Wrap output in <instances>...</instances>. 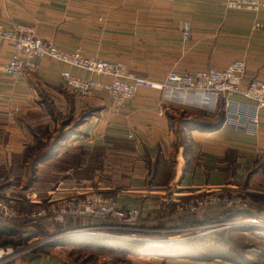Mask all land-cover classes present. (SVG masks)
Instances as JSON below:
<instances>
[{"label":"crops","instance_id":"crops-1","mask_svg":"<svg viewBox=\"0 0 264 264\" xmlns=\"http://www.w3.org/2000/svg\"><path fill=\"white\" fill-rule=\"evenodd\" d=\"M222 1L0 0V24H27L36 37L62 51L71 52L81 46L85 57L120 63L127 71L157 84L170 72L223 70L235 61L245 63L242 85L253 79L264 80V0L256 14L228 10ZM182 22L190 24L186 41L180 33ZM12 54V44L0 40V183L4 184H0L1 194L10 193L9 189L4 190V180L15 188L22 184L30 163L38 166L39 180L46 176L40 171L61 163V150L44 163L36 162L38 152L43 151L48 140L45 134L53 136L59 124L57 117L84 114L88 117L78 128V134L66 142L67 149L76 147L90 153L132 151L144 165L153 167L149 172V190H126L113 197L110 187L99 188L103 196L114 200L120 208L139 209L144 219H148L149 200L135 197L158 198L166 193V186L179 190L173 193L174 199L188 200L204 192L234 190L243 185L255 202H264V168L258 165L246 177V167L256 164L257 152L264 151V110L259 113L256 133L247 135L222 126V105L214 106L212 101L193 93H176L169 99L160 90L140 88L119 113L113 114L103 90L77 96L64 86L61 73L103 84H108L110 78L41 59L37 61V72H26L20 80L11 81L4 75L3 67ZM232 99L244 101L239 97ZM239 179L241 184L237 183ZM81 189L64 188L54 198L61 199ZM154 210V214L159 213L156 207ZM245 210L250 217L264 221L261 204L255 203ZM164 227L144 226L147 230H158V233L151 230L155 234H161L160 228ZM215 244L218 253L208 258L143 255L130 261L131 264H264V252L238 258L223 248L228 246L227 242L220 240ZM18 263L76 264L58 250L35 254L14 264Z\"/></svg>","mask_w":264,"mask_h":264},{"label":"rangeland","instance_id":"rangeland-1","mask_svg":"<svg viewBox=\"0 0 264 264\" xmlns=\"http://www.w3.org/2000/svg\"><path fill=\"white\" fill-rule=\"evenodd\" d=\"M252 13L256 14V12ZM37 71L38 70L33 72ZM69 91L73 92V94L77 96H88L93 93L90 92L89 94L81 95L75 93L73 90L69 89ZM87 117L88 116H84V114H80L78 116L65 114L55 119L59 122L58 127L55 129L53 136L52 134H45L48 140L45 144H43L44 149L43 151L38 152V156L43 152H51V150L53 156L48 160L56 157L60 150L61 154L63 153V155L62 157L60 155L61 163H57L54 166L46 168L44 171L39 170L41 174H46V176H41L39 180V176H37L38 166L31 165L30 163V165L25 169L26 178L22 184L19 185V187H11L10 183L5 182L4 180L3 183H5L6 188L4 190L7 191L9 189L10 193L8 196L1 193L0 195L5 198L4 200L9 203L16 212L22 214L23 216L25 213H37L38 211L46 210L50 207L49 201L55 200L54 196L58 197V190L72 186L98 190L97 192L99 194L103 193V191H101L99 188L110 187L112 189L111 192L115 193H112L113 197L116 194L126 190L137 191L146 188H148L146 190L150 189L149 184L151 178L149 172L153 170V167L144 165L142 160L138 158L137 155L132 151L99 150L90 153L79 150L76 147L72 149H67V147H65L66 142L72 136H76V134H78V128L83 122H85ZM51 137L52 139L50 140ZM256 158V164H251L250 166L246 167V177L249 170L258 168V165L259 167L264 168V163H262L257 155ZM45 161H42L41 163H44ZM71 176H76V178H71ZM97 177L98 179H96ZM237 183L241 184V180L239 179ZM0 184H2V182ZM242 186L243 185L236 187L234 190H220V198L228 196L232 199H241L243 203L247 204V209L254 206L255 203L256 205L257 203L261 204L264 207V202H255L251 194L247 190H244ZM175 187L172 188L171 186H166L164 190L166 193L162 194L158 198L135 197L139 200H149V204L147 206L151 208L148 209L151 210L148 219H144L145 215L143 216L142 214L141 230L139 231L108 230L106 228H99V225L109 224V222L100 220L66 217L63 218L62 222H59L53 220L51 217H43L35 221H29L22 217L21 219L13 222L0 223V228H5L4 230L0 231V248H9L11 249V255H16L17 253L29 248L33 244L44 242L41 247L14 258L12 262H8L7 264H14L16 261L22 262L32 255L44 254L52 250L63 252L64 255L66 254V256L71 260V262H75L76 264H131L130 258L145 257L143 255H138L137 252L143 246L148 249H169L177 244H184V242L189 243L190 245V243H192L190 241L193 239L200 240L201 238L205 239L210 236L214 237L217 242H220V240L227 242L229 248L235 252L238 258L241 256L243 257L244 255V258H247L249 257V253L252 254V252H259V254L264 252V228L241 226L240 224L232 228H224L223 226H219L224 222H242L243 220L254 218L250 216L239 217L237 216V213H235L233 217H237L234 219L225 220L227 216L229 217L233 214L231 211H244L246 208H216L208 210L207 213L202 215L172 218V213L174 212L175 207L178 204L190 201L192 198L190 197L188 200H182L178 198L174 199L173 193L179 192V190L175 189ZM154 194L157 195L159 193ZM64 197L66 196H63V198ZM31 201H37L38 203L33 205L30 203ZM155 207L157 210H159V213L157 214H154ZM216 217H219V219L213 220V218ZM185 222L192 224L190 226H184L183 224ZM154 225H164V229L160 228V231L163 232L161 234H155L158 233V231L153 233L151 231L153 228H150L149 230L144 228V226L153 227ZM153 234L155 236L150 237ZM130 235H134V237L137 239L146 238L150 240H170L173 238L179 241L168 246H151L147 245L143 241H137V239H135V241L119 238L120 236L125 237ZM82 239L107 240L110 243L112 242L113 245L108 244V247L103 249L90 247L85 244H74L75 242H78V240ZM45 241L46 243L49 241V243L46 244ZM61 243L68 244L65 246H60L59 244ZM122 243L133 244V246H124ZM205 244L206 243H204V245ZM228 246H224L223 248L228 250ZM191 247H197L198 249H201L203 245L195 244L193 246L191 245ZM191 247L187 246V251L192 250ZM130 248L133 251H131ZM214 250L215 253L205 252L206 257L208 258L215 256V254L218 253V250ZM200 251H203V249ZM190 254H192V251H190ZM228 254H230V252ZM231 254L234 255V253Z\"/></svg>","mask_w":264,"mask_h":264},{"label":"built area","instance_id":"built-area-1","mask_svg":"<svg viewBox=\"0 0 264 264\" xmlns=\"http://www.w3.org/2000/svg\"><path fill=\"white\" fill-rule=\"evenodd\" d=\"M223 3L228 9L256 13L263 7L262 0H223ZM180 33L184 40L189 38L190 24L188 22L181 23ZM0 40L8 41L13 46V54L3 67L4 75L11 81L20 80L28 71L38 70L37 61L40 59H49L95 76L110 78L108 84H103L95 80L85 81L75 78L68 72L61 73L65 86L75 93L85 95L96 89L103 90L113 114L119 113L122 106L131 100L140 88L160 90L169 99L173 98L176 93L181 95L193 93L212 101L214 106L222 105L224 113L222 126L228 130L247 135L256 133L259 113L264 110V80L253 79L246 85H242L241 80L245 72V63L242 61H235L223 70L207 68L191 74L170 72L161 84H157L128 72L122 64L85 57L81 46H77L71 52L62 51L53 43L36 37L32 28L27 24L16 22H8L6 25L0 24ZM233 97L242 98L244 101H235L232 99ZM257 156L264 163V151H258ZM97 191L82 188L67 197L49 201L50 207L46 210L37 213H25L23 216L16 212L0 195V223L13 222L22 217L29 221L51 217L59 222H62L63 218L73 217L109 222V224L99 225V228L108 230H141L142 212L139 209L120 208L114 200L103 197ZM220 192V190H214L192 196L190 201L175 207L172 218L202 215L208 210L216 208H246L247 204L243 203L241 199H232L228 196L220 198ZM2 194L5 195V193ZM238 224L264 228V221L257 218H249L242 222H224L219 226L232 228ZM119 238L137 239L134 235L120 236ZM171 239L138 238L137 241H143L151 246H168L179 241ZM43 244L44 242L33 244L16 255H11L9 248H0V264L12 262L14 258L35 250Z\"/></svg>","mask_w":264,"mask_h":264},{"label":"trees","instance_id":"trees-1","mask_svg":"<svg viewBox=\"0 0 264 264\" xmlns=\"http://www.w3.org/2000/svg\"><path fill=\"white\" fill-rule=\"evenodd\" d=\"M52 156H53L52 150H51V152L50 151L49 152H45V153L43 152L42 154H40L38 156L36 162L39 163L41 161L48 160ZM231 212H233V214L231 216H229V217L227 216V218L225 220L234 219L237 216H239V217H244V216L247 217V216L251 215L250 212H248L247 210H244V211H231ZM235 213H237V216L233 217V215H235ZM218 219H219V217L213 218V220H218ZM197 223H199V222H197ZM191 224L192 223L185 222L183 225L184 226H186V225L190 226ZM4 229L5 228H0V231H2ZM190 242H192V243H190V245H189V243H185L184 242V244H177L175 246L173 245L174 247L169 248V249L168 248H149L148 249V248L143 246L137 252H138V255H147V254L162 255L163 257H166V258L167 257L168 258H171V257H180V258H195V257H197V258H200V257H206V253L205 252L215 253L214 249L218 248V244H215V242H217V241L212 236L207 237L205 239L201 238L200 240L193 239ZM70 243H72V242H70ZM204 243H206L205 244L206 246L204 245ZM66 244H68V243H61L59 245L60 246H62V245L65 246ZM74 244H76V245L85 244V245L90 246V247L103 248V249L107 248L108 244L113 245L112 242L110 243L107 240H99V239H82V240H78V242H75ZM122 244H124V246L125 245L126 246H130V247L133 246V244H129V243H122ZM195 244L196 245H203V247L201 248V249H203V251H200L201 249H198L197 247H193V248L191 247V245L193 246ZM187 246L191 247L192 250H188L187 251ZM208 247H210V248H208ZM130 250H131V248H130ZM131 251H133V250H131ZM190 251H192V254H190ZM228 251H230V254L234 253V255H236L235 252L232 249L229 248V246H228ZM231 255H233V254H231ZM229 258L231 259V257H229Z\"/></svg>","mask_w":264,"mask_h":264}]
</instances>
